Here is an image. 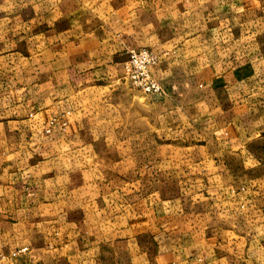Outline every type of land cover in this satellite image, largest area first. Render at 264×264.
<instances>
[{"label":"rangeland","instance_id":"obj_1","mask_svg":"<svg viewBox=\"0 0 264 264\" xmlns=\"http://www.w3.org/2000/svg\"><path fill=\"white\" fill-rule=\"evenodd\" d=\"M215 24L261 65L264 0H0V158L34 193L1 264H264V74L213 90L173 64L160 96L124 76L128 49L167 59Z\"/></svg>","mask_w":264,"mask_h":264},{"label":"crops","instance_id":"obj_2","mask_svg":"<svg viewBox=\"0 0 264 264\" xmlns=\"http://www.w3.org/2000/svg\"><path fill=\"white\" fill-rule=\"evenodd\" d=\"M223 25L226 26V24H215L203 35L185 41V43L173 49L171 53H169L167 59L166 52H159L160 55H158V57L161 62L153 68V76L154 71L157 69L161 74H165L169 65L177 64L188 72L196 71V77L204 87H209L213 90H221L229 86H246L248 82L253 80L257 75V71H259L258 74L263 75L264 60H261V65H259L257 63L255 64V57L253 54H243L240 57H236L233 50V44H235V42L226 40L225 35L227 32L222 30V28H224ZM80 43L89 46V39L83 40ZM258 66L261 68H258ZM191 73L192 72H190V74ZM194 73L195 72H193V74ZM155 74L157 73L155 72ZM21 91H26L23 99L26 98L27 100L25 103L26 107H28L27 109H29V111L35 109L36 111L39 110L38 114L43 116L42 131L49 128V121L51 118L56 119L55 125L51 127V133L64 132L68 129L70 120L67 110H69V108H63L59 106L60 103L57 102L50 106L52 107L51 111L49 110L50 108L46 110L43 109L48 97L41 92L40 87L37 85L36 87L34 85H27V87L21 88ZM13 92H15V90H13ZM17 92H20V90ZM3 156H6V154L2 155L0 158V223H3L2 228H0L1 261L12 251H15V224L13 223V218H15V207L20 209L21 214L20 222H17L16 228L19 229V227H21V234L24 235L25 226V234L28 235V220L31 204V200L28 197L34 194L29 188L24 189L23 186L21 187L15 184L16 174L10 171L11 167L8 165V160L7 158H3ZM39 204L42 203L39 202ZM43 205L45 206V204ZM19 248L21 249V247ZM19 248L18 250H20ZM64 248L65 247H60L59 249H55V251L59 253V257L63 255ZM55 255H57V253ZM49 258L48 256H44L42 263L51 264L47 262ZM70 263L73 264V262ZM89 264L94 263L89 261Z\"/></svg>","mask_w":264,"mask_h":264},{"label":"built area","instance_id":"obj_3","mask_svg":"<svg viewBox=\"0 0 264 264\" xmlns=\"http://www.w3.org/2000/svg\"><path fill=\"white\" fill-rule=\"evenodd\" d=\"M159 63L158 55L146 47L131 48L127 51V59L124 65L126 80L137 90L144 94L160 96L164 93L161 83L152 75V70ZM56 119L51 118L49 128L43 130L45 134L51 133V127ZM26 248L13 252L12 256L25 251Z\"/></svg>","mask_w":264,"mask_h":264}]
</instances>
